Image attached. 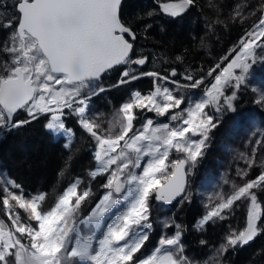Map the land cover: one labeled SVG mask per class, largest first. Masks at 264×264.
<instances>
[{"label":"snow or ice","instance_id":"obj_1","mask_svg":"<svg viewBox=\"0 0 264 264\" xmlns=\"http://www.w3.org/2000/svg\"><path fill=\"white\" fill-rule=\"evenodd\" d=\"M123 2L0 0V135L43 117L46 131L62 136L71 150L76 129L67 120L74 118L95 162L86 184L84 177H76L47 209L46 193L28 194L11 178L0 181V210L6 218L0 219V264H227L229 251L264 234V202L259 199L264 158L257 164L254 146L251 157L239 154L247 165L236 170L240 182L225 180L229 191L218 192L194 226L199 231L210 222H224L237 202H246L243 227H230L215 252L198 260L186 253L185 227L168 217L160 225L175 231L162 234L150 254L142 253L154 229L153 202H191L192 177L213 131L227 113H236L241 88L254 78L255 67L264 65V0L256 6L233 0L224 19L219 18L223 6L218 8L209 31L253 22L215 64L183 73L175 67L144 71L150 57L137 48L139 36L122 15ZM195 6L197 0H174L160 3V10L176 19ZM173 62L183 63L184 56L176 55ZM113 72L118 79L108 85L105 77ZM144 77L152 78V90L132 91L114 107L105 128L94 99ZM201 86L199 99L185 94ZM254 103L264 110V95ZM21 111L26 113L22 119L17 118ZM255 143L264 147L262 138ZM173 151L182 155L173 159ZM73 159L69 155L59 177H65ZM253 168H258L254 178ZM98 178H103L100 195L93 188ZM199 243L206 247L208 242Z\"/></svg>","mask_w":264,"mask_h":264},{"label":"trees","instance_id":"obj_2","mask_svg":"<svg viewBox=\"0 0 264 264\" xmlns=\"http://www.w3.org/2000/svg\"><path fill=\"white\" fill-rule=\"evenodd\" d=\"M162 2H174V0H124L123 2L122 15L136 29L139 36L136 41L137 48L150 57L144 71L161 67L169 69L175 67L178 72L183 73L186 69H199L201 66L206 70L237 42L243 35V31L253 22L250 19L243 28L230 25L226 29L223 25H216L214 31H209L208 24L218 18V8L223 6V15L219 18L224 19L229 14L228 5L233 0H197V6L176 19L167 16L160 10ZM248 2L256 6L260 0H248ZM148 11L153 12L151 17L146 15ZM146 26L150 27L146 28ZM2 38L3 36L0 34V39ZM176 55H183L184 62L174 63ZM165 58L168 63H164ZM117 78V73H109L105 77V83L108 85L115 83ZM176 78L181 80L180 76ZM260 80H264V70L254 74L253 86H255L254 82L260 83ZM151 86L152 78L144 77L129 85L106 92V99L108 102L116 104L122 101L130 91L134 89L141 92L148 91ZM201 88L202 86L199 89ZM248 95V90L242 87L235 106L242 103L241 99L247 100ZM96 100L97 98H95ZM25 115L21 111L17 118L22 119ZM139 122L137 121V125ZM67 123L68 126L76 129L75 142L72 144L71 150L65 149L61 138H54L46 131L43 117L28 126L0 135V170L6 177L21 184L25 192L41 191L46 193L45 207L52 201L51 198L55 190L70 181L73 176L84 177L86 184L88 177L85 172L94 163L86 146L84 134L76 127L74 118H69ZM253 132L256 136L261 134L259 129L257 132L253 129ZM29 139L35 142L34 150H22L25 153L16 149V144ZM73 154L74 159L71 161L65 177H59L58 173L64 168L65 161L69 155ZM95 182H93V188L97 194L99 189L95 187ZM260 197L261 194L259 199ZM181 206L183 215L181 224L185 227L183 240L189 248L201 252L202 246L194 227L198 215L194 199L190 203L184 202ZM87 209L86 207L84 211L86 212ZM241 216L242 212L238 213L239 220ZM214 224L219 225L215 227L217 234L220 229H223L222 222L209 223L204 229L205 236L213 237V230L210 227ZM144 251L146 250L143 249L142 252ZM227 264H264V234L258 235L246 246L229 251Z\"/></svg>","mask_w":264,"mask_h":264},{"label":"rangeland","instance_id":"obj_3","mask_svg":"<svg viewBox=\"0 0 264 264\" xmlns=\"http://www.w3.org/2000/svg\"><path fill=\"white\" fill-rule=\"evenodd\" d=\"M152 70V69H148ZM145 70V71H148ZM264 70V65H259L255 67L254 74L259 71ZM118 79V78H117ZM177 79V78H176ZM178 80V79H177ZM211 81V78H208ZM181 83H187L181 81ZM252 79L249 81L247 86H244L248 90L247 100L241 99L242 103L236 105V113H227L225 115L224 121L221 126L213 131L212 139L210 143V147L206 151V156L201 161L200 166L196 169V174L192 177V185L191 191L194 193L193 199L196 205V209L198 215L195 220V226L197 225V221L209 210L206 205H214L216 202L215 197L218 192H228L230 189V184H225V180L228 181H237L239 178L236 175L237 168L244 169L247 167L243 158H238L241 152H244L248 157H251V150L255 146L257 148L256 159L257 164L261 158H264V147L256 145L255 141L257 138L264 139V110L260 107V105L254 103V101L261 98L264 95V80H260V83L254 82ZM169 87H174L173 85H168ZM135 90V89H134ZM132 90V91H134ZM150 90H152V86L148 91H143L142 94H147ZM130 91V93L132 92ZM204 91V86L201 89H189L186 90V95L191 96L193 98L199 99L202 97ZM130 93L119 101L118 103L108 102L106 99V93L102 94L97 98V100L93 102V109L96 112L101 113L99 116V120H101L106 128L108 126V121L112 119L114 107L118 108L122 102L129 98ZM183 107V106H182ZM22 113H24L22 111ZM26 114V113H25ZM148 117L153 118L154 120H158L159 122H167L164 117H156L155 113L147 112L145 113ZM251 121V122H250ZM46 122V121H45ZM140 123V122H139ZM139 126V124L137 125ZM70 127V126H69ZM261 130V134L256 136L253 132ZM53 136V135H52ZM54 138H61L62 142L65 143V140L62 136H53ZM16 149L21 152H25L22 150H34L36 145L32 139H29L25 142H20L16 144ZM26 153V152H25ZM182 154L172 152L171 158H178ZM95 167V162L89 168ZM88 169V170H89ZM87 175V172H85ZM258 174V168H253L251 171V177L254 178ZM76 177L73 176L70 181L65 182L62 186L55 190L51 202L45 207L46 209L52 206L57 199L58 194H60L64 187H66L70 182H73ZM4 179H8L2 171L0 170V181ZM103 182V178H98L95 182V187L99 189L97 195H100L104 190L100 188V183ZM41 191L35 192H26L28 194H36ZM260 200L264 202V193H261ZM154 210L152 215V221L154 224V229L151 233L150 241L147 244V247L144 248L143 255H148L157 245V242L162 234L167 232V234H171L175 231L172 229H162L160 225V221L171 217L177 223L181 224L183 219V215L181 214V204L173 202L171 205H164L161 202H153ZM237 207L232 215L228 217L224 222H222L221 227L224 229H220L219 233H216L215 227L216 224L211 225L213 232L212 238L205 236V231L203 229L197 231L199 240H206L207 246L202 247L201 252H197L188 247L187 243L184 242V247L186 253L189 257H195L198 260L206 259L208 256L213 254L218 247V245L223 241L225 234L228 232L229 228H241L245 223V215H246V207L247 204L237 202ZM89 209L86 210V212ZM22 218L27 221V215L23 212V210H19ZM242 212L241 219L238 218V213ZM262 212H264V207H262ZM0 219H5L4 213L0 210ZM220 221L210 222L219 223ZM7 223V221H6ZM216 225V226H215ZM219 226V225H218ZM152 243V244H151ZM143 250V249H142ZM227 261V257H226Z\"/></svg>","mask_w":264,"mask_h":264},{"label":"water","instance_id":"obj_4","mask_svg":"<svg viewBox=\"0 0 264 264\" xmlns=\"http://www.w3.org/2000/svg\"><path fill=\"white\" fill-rule=\"evenodd\" d=\"M163 204V203H162Z\"/></svg>","mask_w":264,"mask_h":264}]
</instances>
